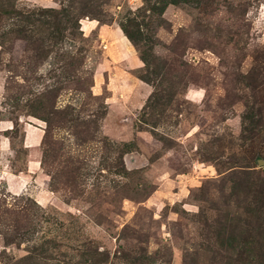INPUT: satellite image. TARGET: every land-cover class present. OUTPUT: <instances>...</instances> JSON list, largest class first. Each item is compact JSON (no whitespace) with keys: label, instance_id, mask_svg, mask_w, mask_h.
<instances>
[{"label":"rangeland","instance_id":"1","mask_svg":"<svg viewBox=\"0 0 264 264\" xmlns=\"http://www.w3.org/2000/svg\"><path fill=\"white\" fill-rule=\"evenodd\" d=\"M258 158L264 0H0V264H264Z\"/></svg>","mask_w":264,"mask_h":264},{"label":"trees","instance_id":"2","mask_svg":"<svg viewBox=\"0 0 264 264\" xmlns=\"http://www.w3.org/2000/svg\"><path fill=\"white\" fill-rule=\"evenodd\" d=\"M123 31H124V34H125V35L129 38V40L133 43L134 47L138 49V47H137L138 44H137V42L135 41V38H133V37L131 36V34L129 33V31H128L126 28H123ZM137 49H136V50H137ZM137 52H138V51H137ZM139 52H140V54H139ZM139 52H138V54H139L141 60L144 62V66H143L142 68H140V69L137 70L136 75H137L141 80L145 81L146 83H148V84H152V83H153V78H152L151 74H153V72H152V68H151L150 60H149L148 56H146L145 53L141 52L140 50H139ZM142 69L145 71V73L141 72L140 74H137V73H139V71H141ZM159 82H160V81H159ZM154 93L157 94L156 91H155ZM154 93H153V94H154ZM262 169H264V166H262Z\"/></svg>","mask_w":264,"mask_h":264},{"label":"crops","instance_id":"3","mask_svg":"<svg viewBox=\"0 0 264 264\" xmlns=\"http://www.w3.org/2000/svg\"><path fill=\"white\" fill-rule=\"evenodd\" d=\"M144 66V62L141 60L136 48L133 46V89L138 88L139 92L149 93L151 92V86L147 84L145 81L141 80L137 75L136 72L138 69ZM31 147V146H28ZM35 147V146H32Z\"/></svg>","mask_w":264,"mask_h":264},{"label":"bare ground","instance_id":"4","mask_svg":"<svg viewBox=\"0 0 264 264\" xmlns=\"http://www.w3.org/2000/svg\"><path fill=\"white\" fill-rule=\"evenodd\" d=\"M37 130H40V129L38 127L32 125V130L30 132L29 145L28 146L32 147V146H37L39 144V140H40L41 136Z\"/></svg>","mask_w":264,"mask_h":264},{"label":"water","instance_id":"5","mask_svg":"<svg viewBox=\"0 0 264 264\" xmlns=\"http://www.w3.org/2000/svg\"><path fill=\"white\" fill-rule=\"evenodd\" d=\"M257 163L259 166H264V159L263 158H258Z\"/></svg>","mask_w":264,"mask_h":264}]
</instances>
